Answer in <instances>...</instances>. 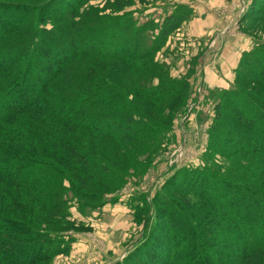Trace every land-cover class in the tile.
I'll use <instances>...</instances> for the list:
<instances>
[{"label": "trees", "instance_id": "1", "mask_svg": "<svg viewBox=\"0 0 264 264\" xmlns=\"http://www.w3.org/2000/svg\"><path fill=\"white\" fill-rule=\"evenodd\" d=\"M88 1L0 0V134L9 133L0 141V264H50L69 254V193L96 208L105 197L88 189L121 186L98 136L122 148L149 139L159 147L172 129L171 114L190 94L188 80H166L165 72L156 84L131 88L106 74L112 63H153L192 16L191 6L177 5L162 22L137 23L83 8ZM114 1L120 12L133 3ZM263 15L264 0H252L240 28ZM246 82L264 84V43L244 54L233 87L216 103L219 156H264V95ZM160 105L171 110L165 122L144 112ZM154 205L153 228L112 264H264V183L250 185L210 165L183 166ZM147 212L137 206L136 217L148 224Z\"/></svg>", "mask_w": 264, "mask_h": 264}, {"label": "rangeland", "instance_id": "2", "mask_svg": "<svg viewBox=\"0 0 264 264\" xmlns=\"http://www.w3.org/2000/svg\"><path fill=\"white\" fill-rule=\"evenodd\" d=\"M27 1L35 3L38 0ZM132 1L133 3L121 12L115 8L114 0H90L83 8H92L111 16L125 14L137 23L149 19L162 22L166 15L181 4L191 6L194 13L169 37L153 63H112L106 75L113 76V82L131 88L141 83L156 84L160 81L158 76L165 72L166 80H188L190 94L186 103L172 114L166 105L149 106L144 111L162 122L166 121L165 116L169 114L173 117L168 139L159 147H150V141L153 140L149 139L147 142L136 143L138 145L134 147H130L133 144L122 148L111 140L98 136V139L105 141L110 148L109 153L113 161L111 158L109 161L120 172L121 179L118 184L121 186L117 189L108 184L99 187L97 191L88 189V192L103 193L105 197L104 204L96 208L91 205L82 206L80 201L69 193L72 205L63 232L72 235L75 240L69 254L57 256L50 264H112L124 258L153 228L157 220L154 219L156 212L153 199L167 179L183 166L210 165L232 179L254 186L264 183V156L248 153L231 157L219 156L212 138L215 106L220 95L224 90L233 87L244 54L264 43V18L254 24L246 19L240 28V19L252 0H237V4L230 3L220 9L221 12L214 11L221 21L224 19L218 28L220 32L216 35H199L191 26L199 19L202 11L206 10L199 5L198 0ZM194 4H197L195 6L198 8V14ZM206 15L207 11L203 17ZM228 25L231 27L226 29ZM224 63L229 67L226 70V76L230 79L229 85L224 88L215 85L211 88L213 73L215 74L217 67L223 68ZM218 73L223 75L221 71ZM241 85L264 95L263 83L246 82ZM142 106L146 107L143 102ZM8 134H0V141H7ZM66 185L69 186V183L66 182ZM109 186L111 190L107 189ZM184 200L192 204L196 202L195 198L189 196ZM137 206L149 210L142 214L150 219L148 224L136 217Z\"/></svg>", "mask_w": 264, "mask_h": 264}, {"label": "crops", "instance_id": "3", "mask_svg": "<svg viewBox=\"0 0 264 264\" xmlns=\"http://www.w3.org/2000/svg\"><path fill=\"white\" fill-rule=\"evenodd\" d=\"M235 1L237 0H232L231 2H229L228 0H209V1H204L202 0V2H200L198 0V3H200L199 5L203 6L206 10L202 11L203 13L201 14V16L199 17V19L194 23L191 24V26H193L194 31H196L199 35H208V33L211 34H218L220 32V30H218V28L220 27V25L223 23L224 19L221 21L220 18H218V16H216L214 11H218L221 12L220 9H224L226 7V5H230V3L233 4H237ZM197 4H194V9L195 12L198 14V8H196ZM234 9L235 6H234ZM207 11V15L204 18V12ZM231 26L228 25L226 26V29H229ZM238 41L240 42V39L238 38ZM241 43V42H240ZM229 62H232L231 60H229ZM223 68H216L217 69V73L215 72V74L213 73V81L210 84L211 88L212 86L218 85L220 86V88H224L226 85H229L230 79L227 78L226 76V70L229 68L226 66V63H224L222 65ZM234 67V66H233ZM212 67L209 69L211 70ZM218 71H221L223 75H220L218 73ZM213 72V71H211Z\"/></svg>", "mask_w": 264, "mask_h": 264}]
</instances>
